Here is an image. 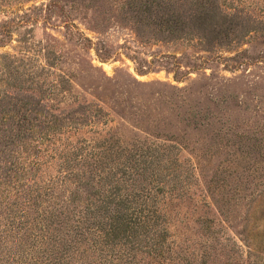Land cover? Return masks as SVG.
I'll return each instance as SVG.
<instances>
[{
    "label": "rangeland",
    "instance_id": "1",
    "mask_svg": "<svg viewBox=\"0 0 264 264\" xmlns=\"http://www.w3.org/2000/svg\"><path fill=\"white\" fill-rule=\"evenodd\" d=\"M12 115L33 130L0 150L55 179L29 220L90 213L51 263L151 264L150 234L92 240L141 211L155 264H264V0H0V134ZM0 211V264H45Z\"/></svg>",
    "mask_w": 264,
    "mask_h": 264
},
{
    "label": "trees",
    "instance_id": "2",
    "mask_svg": "<svg viewBox=\"0 0 264 264\" xmlns=\"http://www.w3.org/2000/svg\"><path fill=\"white\" fill-rule=\"evenodd\" d=\"M202 3L204 2L197 4V6H202ZM205 4L210 3L205 2ZM171 25L175 26V28H178L176 23H173ZM14 115L10 117L12 119V123L2 124L7 127L4 128L5 130H3V134H0V144L4 142L13 143V139L20 138V134L22 131H29V129L33 130L32 128L24 127L23 122H28L27 119H19L21 116H18L17 119V117ZM3 120L7 119L3 118ZM17 131L19 132V134L17 133ZM9 155L10 154L7 151L0 150V208H2L4 210V213L7 214L4 215L5 220H7V224L4 225L6 231L4 237H11L10 234L15 232L16 229H21V224H25L26 234L22 232L24 235H22L23 238H19V236L17 235V237H15L16 243H18V246H24L26 243L24 248H26L27 251L25 253L32 254L39 252L41 254V257L46 261L45 264H54V262L51 263V259H54L55 261L54 253L56 252L59 245H61V248L64 247L65 251L67 250L66 247H68V249H73V253L77 252L78 250H76L73 245H70V240L68 238H65V236H68V233L70 231L72 233L70 235L71 238L76 237L75 243H81V240L85 241L81 232L83 229L84 232H92L88 227V222L86 227H84L85 220L89 221L88 215L90 213L88 212L86 214L87 216H85L84 218L82 217L80 219L73 220L76 224H71L69 226L70 230L67 231L66 229V231H64L63 233L57 232L56 230H50L49 226L51 227L52 225L51 219L52 217H54V215L47 214V212L45 214L42 210L39 211V213L41 212L39 221H36L34 218L29 220L28 216L23 210L24 202L29 203V200L32 197L41 198L43 196H46V193L51 189L49 186L55 182V179H51V177H49L48 179L41 180V178H39L40 180L38 181V183L35 180H31L29 176V170H32L33 167L38 164V166H42V163L40 164L38 162H34L29 166L24 167L20 164L8 161L7 157H9ZM27 181H31L32 184H29V182L27 183ZM33 188L37 190H33ZM34 192L35 194L32 195V193ZM119 213L120 211H115V214ZM115 214H113V216ZM0 215H3L2 211H0ZM137 215L138 218H133L132 216L128 215L124 219L122 216H114L111 219L109 218L110 224H106L108 226V230H100L102 233H104L103 236L101 237L99 236V234H95L94 236L96 238H93L92 240L97 242L98 244L104 243L105 245H107L109 244L108 241H112L113 238H119L120 234H124L127 237L125 238L126 240H128V237L136 238L140 235L145 236L147 234H150L149 241H151L152 247L144 253L152 257L149 261H151V264H155V259L157 258V256L161 257V254L163 252L162 248L160 247V243H164L163 239L166 231L164 229H157L158 223L157 220H155L157 219L155 218V213H151L149 215L143 214V212L138 211ZM16 216L21 217V219L24 218L23 221L16 222ZM65 218L68 222L69 216H66ZM153 218L155 219L153 220ZM67 222H65L66 225ZM27 239H31L33 244L36 243V245H30L27 242ZM1 242L2 236L0 235V244ZM30 248H34V251L31 252ZM24 251L25 250H23V252ZM48 257H50V259H48Z\"/></svg>",
    "mask_w": 264,
    "mask_h": 264
}]
</instances>
